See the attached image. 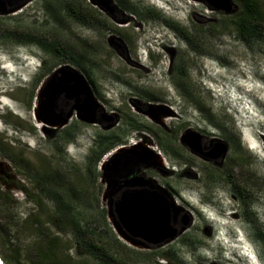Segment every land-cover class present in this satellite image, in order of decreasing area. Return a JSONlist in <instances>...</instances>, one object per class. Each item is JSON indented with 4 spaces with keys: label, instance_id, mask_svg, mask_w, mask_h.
<instances>
[{
    "label": "rangeland",
    "instance_id": "1",
    "mask_svg": "<svg viewBox=\"0 0 264 264\" xmlns=\"http://www.w3.org/2000/svg\"><path fill=\"white\" fill-rule=\"evenodd\" d=\"M1 1L7 10L25 6L0 16V34L32 30L84 55L101 106L91 112L93 123L75 115L60 129L37 122L39 93L55 71L68 65L86 76L37 44L0 39V111L17 113L0 115L12 128L0 132L7 229L0 234V255L8 238L31 261L35 247L46 245L59 227L55 255L45 264H264L258 240L264 238V21L263 37L244 42L224 19L235 16L237 5L224 15L192 0H114L118 8L110 13L73 0L94 9L86 17L92 25H82L64 11L55 20L51 8L70 0ZM257 2L264 19V0ZM151 7L190 28L198 44L150 19ZM145 43L154 51L147 58L139 51ZM195 100L214 110L219 128ZM83 103L61 94L54 113L65 115ZM100 136L109 141L97 148ZM110 160L118 170L109 175L137 169L146 173L139 177L172 193L176 212L170 211L169 225L185 224L181 235L161 246L118 236L107 215L103 165ZM41 182L50 195L36 188ZM16 183L33 198L41 196V208ZM37 216L40 223L30 226Z\"/></svg>",
    "mask_w": 264,
    "mask_h": 264
},
{
    "label": "water",
    "instance_id": "2",
    "mask_svg": "<svg viewBox=\"0 0 264 264\" xmlns=\"http://www.w3.org/2000/svg\"><path fill=\"white\" fill-rule=\"evenodd\" d=\"M89 1L91 6L105 12L111 13L115 7L113 0ZM192 1L203 3L211 11H220L224 15H231L237 10L233 0ZM24 6L25 3L7 10L3 1L0 0V16L13 14ZM61 94H64L66 99H74L77 103L82 100L84 103L76 104L65 115L62 113L58 116L54 113L57 109L55 99ZM38 99L35 109L36 121L55 127V129L65 127L73 115L82 122L93 123L95 121L91 117V112L101 106L84 76L68 65L62 66L53 73L51 79L46 85H43ZM150 117L154 119L152 116ZM225 150L223 149L222 154H225ZM192 152L195 153V151ZM111 162L113 160L105 162L103 165V170L106 171L103 173V177L107 178L105 181L106 190L109 191L107 196L110 197V201L107 203V215L118 236L132 244L143 245L137 240L141 239L147 244L161 246L181 235L186 229L185 224L180 229L171 228L169 225L170 211L176 212V202L172 193L156 185L151 179L147 180L139 176L131 177V171H119L120 173L115 172L109 175L107 171L115 169V167L111 168L109 164ZM115 170H118L117 167ZM124 187L128 189L123 191L116 201H113L111 196H115ZM165 230L166 234L159 235Z\"/></svg>",
    "mask_w": 264,
    "mask_h": 264
},
{
    "label": "trees",
    "instance_id": "3",
    "mask_svg": "<svg viewBox=\"0 0 264 264\" xmlns=\"http://www.w3.org/2000/svg\"><path fill=\"white\" fill-rule=\"evenodd\" d=\"M114 1V0H113ZM126 3V0H117L119 3ZM233 2L238 6V11L235 13L234 17L230 18H224L225 21L227 22V26L233 27L234 32H235V37H237L239 40H242L244 42H253L255 40L261 39L263 37L262 34V29H261V24H263V17H262V11L259 8L257 0H233ZM115 4V3H114ZM63 7V8H62ZM115 9L118 8L116 7L115 4ZM51 11L53 12L55 16V20H60L63 15L62 11H64L67 16L72 18L74 21L82 24V25H87L91 24L89 23V20L86 18L88 15L87 13L89 12H94V9L90 5H79L77 4L76 6L74 5V1L70 0L66 3H63V5L60 6H55L51 8ZM148 17L154 21H159L163 25L169 27L170 29L178 32L183 39L190 45H197L198 40L195 34L191 33L190 28L188 29L184 24H181L179 22H174L168 18H165L162 13L155 9V8H150L148 11H146ZM57 17V19H56ZM226 26V27H227ZM5 39L9 40L11 42H14L16 44H37L40 46L43 51L46 53H49L52 57H64L67 58L70 64H73L74 66L78 67L83 74L86 76V79L88 80L90 86L92 87L93 91L95 88V83L93 80H91V76L89 74V66L87 65L88 61L85 60L84 55L83 56H76L72 52L65 51L62 48L61 44L57 42L56 40H47L46 38L42 37L39 33H35L32 30H23L21 33H18L16 31H2L0 34V39ZM44 65V62L41 61L39 69L37 70L38 72L42 69ZM184 87L183 85H181ZM198 108L200 111L204 113V116L206 120L212 124L213 128H219V125L215 122L216 121V114H214V110L211 108H206L204 105H201L197 100H195ZM11 114V113H8ZM7 114V115H8ZM109 137H103L100 136L98 141L99 143L96 144L95 141V146L97 148H101L102 144H104V141H107ZM109 141V140H108ZM94 152V151H93ZM6 154V153H4ZM137 170V169H136ZM107 179V178H106ZM14 186L19 189L22 193L26 195V197L33 203L34 207H39L41 208V196L40 199L33 198L30 193L25 189V187L19 183L14 184ZM42 195H50V191L46 186V183L41 182L37 183L36 187ZM3 195H5L3 193ZM2 202H0V234L6 233V226L2 223L3 220V211L1 209ZM250 221L254 224H256V217L254 214L250 215ZM40 223V220L38 219V216L35 217V221L30 223V226H37ZM75 223V222H74ZM78 225L77 223H75ZM58 227V226H57ZM58 231L56 235L53 237L49 238L47 240L46 245L35 247V251L33 255V259L30 261L29 256L30 255H25L21 252L19 247H16L14 245H9L10 241L7 238L6 239V248L7 250H4V253H2L1 259L5 264H45V262L48 260L50 256L55 255V248L56 244L59 242V234L62 229L59 227L57 228ZM78 232L82 235H86L87 233L85 231L80 230L78 227ZM260 240V252L261 256L264 258V238H261ZM173 254L175 253L174 251L172 252Z\"/></svg>",
    "mask_w": 264,
    "mask_h": 264
},
{
    "label": "clouds",
    "instance_id": "4",
    "mask_svg": "<svg viewBox=\"0 0 264 264\" xmlns=\"http://www.w3.org/2000/svg\"><path fill=\"white\" fill-rule=\"evenodd\" d=\"M142 47H143V45H142ZM139 51H142L145 54V57L146 58L148 56V52H150V51L151 52H154L153 49L148 45V43H145V46L142 49L140 48ZM28 57L31 58V60H35V57L34 56H28ZM38 69H39V66L37 67V69H34L35 72H37ZM6 111L7 112H5L4 109L2 111H0V115H7L8 113H11L12 115L13 114H17L13 110L8 109V108H7ZM0 127H1L0 128V132H4V133H5V131H9V130L12 129L11 126L8 125L7 123H4L1 118H0ZM247 147L251 151V147L250 146H247ZM256 156L258 157V155H256ZM262 259H264V258L262 257Z\"/></svg>",
    "mask_w": 264,
    "mask_h": 264
},
{
    "label": "flooded vegetation",
    "instance_id": "5",
    "mask_svg": "<svg viewBox=\"0 0 264 264\" xmlns=\"http://www.w3.org/2000/svg\"><path fill=\"white\" fill-rule=\"evenodd\" d=\"M67 126V125H66ZM43 131L45 132V133H48V135H49V133H51V132H53L52 130H45V127L43 128ZM138 175H142V176H145L146 175V173H142L140 170H132V172H131V177L132 176H138ZM128 188L127 187H124V188H122L118 193H116L115 194V200H114V198L112 199L113 201H116L118 198H119V195L123 192V191H125V190H127Z\"/></svg>",
    "mask_w": 264,
    "mask_h": 264
},
{
    "label": "bare ground",
    "instance_id": "6",
    "mask_svg": "<svg viewBox=\"0 0 264 264\" xmlns=\"http://www.w3.org/2000/svg\"><path fill=\"white\" fill-rule=\"evenodd\" d=\"M166 233H167V231L165 230V231H163V232H160L159 235H164V234H166ZM0 264H3V263L1 262V260H0Z\"/></svg>",
    "mask_w": 264,
    "mask_h": 264
}]
</instances>
